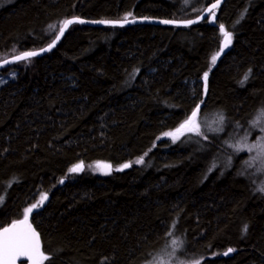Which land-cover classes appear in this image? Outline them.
I'll use <instances>...</instances> for the list:
<instances>
[{
    "label": "trees",
    "instance_id": "trees-1",
    "mask_svg": "<svg viewBox=\"0 0 264 264\" xmlns=\"http://www.w3.org/2000/svg\"><path fill=\"white\" fill-rule=\"evenodd\" d=\"M215 1L0 0V62L71 18L185 21ZM214 12L192 27L74 24L51 53L0 70V225L49 196L31 218L44 264H152L174 246L190 263L264 264V180L236 147L264 117V0ZM220 24L233 42L211 65ZM200 104L214 130L161 138ZM96 162L113 172L70 174Z\"/></svg>",
    "mask_w": 264,
    "mask_h": 264
},
{
    "label": "snow or ice",
    "instance_id": "snow-or-ice-1",
    "mask_svg": "<svg viewBox=\"0 0 264 264\" xmlns=\"http://www.w3.org/2000/svg\"><path fill=\"white\" fill-rule=\"evenodd\" d=\"M219 5V0H217V3L212 4L211 8L208 9L210 13H212V16L215 17V12L213 9L217 8ZM79 22L84 23L82 20H65L62 24V26L59 28V35L56 36L55 40L48 46L46 49H41L40 51H49L52 47L55 46L56 40L60 38V36L63 35L64 30L67 28L68 25ZM99 23H119L118 21H98ZM134 21H129L128 17L126 16L124 18V23H130ZM196 21L190 20L187 23L192 24ZM239 22V21H237ZM161 23H172V21L169 20H163ZM122 26V25H121ZM54 27V26H50ZM219 30L224 34V47H228L232 42V35L230 32L225 31L224 25H219ZM40 55V52L36 51H25L21 53L20 55H17L15 57V61H27L31 57ZM219 53L217 55H214L212 57V63L215 64L216 59L218 57ZM5 63H9V61H5ZM204 80L207 81L208 73H204ZM247 78V77H246ZM206 89V84H205ZM203 103V101H201ZM199 105L196 106V110H194L189 118H187L178 129H176L175 132L165 133L166 136H170L173 141L179 138V136L185 132H194L197 135L200 134V125L197 120L198 112H199ZM262 116H264V113H262ZM221 120H223V117H220ZM253 148L258 149L260 156L262 160H264V143L253 145ZM143 158L137 161V163H142ZM84 165L83 164H77L71 169H69L72 173H77L83 170ZM130 167L129 164H124L122 168H128ZM97 168L100 169H110V165H97ZM122 168L117 169V171L122 170ZM105 174H108L105 172ZM61 183H63V180H61ZM260 192H264V186H261L258 189ZM2 199V198H0ZM47 200V195H41L40 200L38 204H32L30 207H26L24 210V218L17 219L15 222L11 224L10 227H3V225H0V228L3 230L0 231V264H17V260L21 257L26 258L30 264H44V261H46L49 257L45 254L44 251L41 250V238L39 233L32 227V225L29 223V217L32 214L33 210L38 207V205L42 206L44 201ZM245 227V231H246ZM175 243V242H173ZM233 249L229 248L227 252L224 253V255H228L231 253ZM195 264H202L201 261L197 260L195 261Z\"/></svg>",
    "mask_w": 264,
    "mask_h": 264
},
{
    "label": "rangeland",
    "instance_id": "rangeland-1",
    "mask_svg": "<svg viewBox=\"0 0 264 264\" xmlns=\"http://www.w3.org/2000/svg\"><path fill=\"white\" fill-rule=\"evenodd\" d=\"M221 35H222V47H221L220 51L218 52L219 55L216 59L215 64L221 58V56L231 47L232 42H233V36H232L231 44L228 47H224V34L221 32ZM215 64H213L212 60H211V65H215ZM9 78H12V77H5V76L0 75V86L3 85ZM197 120H198V123L200 125V132L206 126L211 130L215 129L211 125V122L210 123L206 122L205 118H200L198 116ZM245 130H246L245 133L241 134V135L244 134L243 136H245V137H243L239 142H237L236 147H237V149H243L244 151H246L249 154L250 160L248 161L247 168L251 171V174L252 175L255 174L257 177H260V179L264 180V160H262L258 149L252 147L253 145H258V144L264 143V117L261 119V121H260V118H257L253 123H251L250 126L245 128ZM175 131H173V132H175ZM186 134H196V133L185 132V133L181 134L179 136V138L183 137ZM236 134H238V132H236ZM161 138H167V139L173 141V139L170 136H166L165 134L162 135ZM98 164L110 165V164L104 163V162H96L91 166H87L86 168H83L82 171H84V169H86V170L92 172L96 176L105 177V176H108L109 174H111L114 170L111 165H110L111 166L110 169L97 168ZM82 171L77 172V173L70 172V174L71 175H79L82 173ZM105 172H107L108 174H105ZM41 195H44V194H41ZM41 195L39 196L38 202L40 200ZM38 202L36 204H38ZM38 206H40V205H38ZM174 249H175V253H173L172 255H169V256L167 254L163 255L162 257L157 258L152 264H195V262L190 263V262H187L185 260H182L176 254V252H177L176 246H174Z\"/></svg>",
    "mask_w": 264,
    "mask_h": 264
},
{
    "label": "water",
    "instance_id": "water-1",
    "mask_svg": "<svg viewBox=\"0 0 264 264\" xmlns=\"http://www.w3.org/2000/svg\"><path fill=\"white\" fill-rule=\"evenodd\" d=\"M227 0H219V5L217 8L213 9V11H216L218 8H220ZM217 3V1H215L214 3L212 4H215ZM211 5H209L207 7V9L200 15L198 16L197 18L195 19H191V20H194L196 21L195 23H192V24H188L187 22L190 21V20H185V21H174V20H169V21H172V23H161V21L163 20H155V19H135V20H129V21H134V22H130V23H124V20L123 21H118L119 23H99L98 21H88V20H82V19H79V18H71L69 20H73V21H76V20H82L84 21V23H79V22H74L70 25L67 26V28L64 30V33L62 36H60V38L58 40H56L55 42V46L52 47L49 51H43L41 52L40 50H37L36 52H40V55H37V56H34V57H31L30 59H33V58H38V57H41V56H45L49 53H51L52 51H54L56 49V47L60 44V42L62 41V39L64 38V36L66 35V33L68 32V30L70 29V27H72L74 24H79V25H85V26H92V27H120V28H124V27H129V26H134V25H139V24H151V25H155V26H164V27H192V26H195V25H198L204 21H206L209 16L212 14L208 11L209 8H211ZM211 17L213 18V16L211 15ZM122 25V26H121ZM59 35V33H58ZM55 40V39H54ZM49 46V45H48ZM47 47H44L42 49H46L48 48ZM31 52V51H30ZM20 55V54H19ZM17 56V55H16ZM11 57L9 59H6L4 61H1L0 62V70L2 69H5L7 67H10L12 65H15L17 63H20V62H23V61H15V57ZM5 61H9V63H5ZM199 110L201 109L202 107V104L199 105ZM196 110V109H195ZM199 113V112H198ZM49 196H47V200L44 201L43 205L42 206H39L38 208L34 209L32 214L30 215L29 217V223L32 225V222H31V218L34 214H36L37 212L41 211L48 203L49 201ZM23 219V218H22ZM21 219V220H22ZM11 226V225H10ZM9 226V227H10ZM33 227V225H32ZM34 228V227H33ZM2 231V230H1ZM17 264H30V262L24 258V257H21L17 260Z\"/></svg>",
    "mask_w": 264,
    "mask_h": 264
}]
</instances>
